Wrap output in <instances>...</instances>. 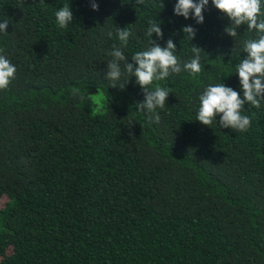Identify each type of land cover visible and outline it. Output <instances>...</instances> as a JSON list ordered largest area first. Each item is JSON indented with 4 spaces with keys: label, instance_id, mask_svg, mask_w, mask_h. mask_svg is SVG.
<instances>
[{
    "label": "trees",
    "instance_id": "16d2710c",
    "mask_svg": "<svg viewBox=\"0 0 264 264\" xmlns=\"http://www.w3.org/2000/svg\"><path fill=\"white\" fill-rule=\"evenodd\" d=\"M92 2L0 0V55L16 67L0 90V264H264V101L244 106L246 132L196 120L209 84L243 98L235 66L255 32L227 35L211 0L203 24L176 16L178 0ZM64 4L73 20L60 29ZM149 21L182 62L200 48L202 66L154 82L172 93L150 125L135 77H105L118 28L132 63Z\"/></svg>",
    "mask_w": 264,
    "mask_h": 264
},
{
    "label": "clouds",
    "instance_id": "9594fccd",
    "mask_svg": "<svg viewBox=\"0 0 264 264\" xmlns=\"http://www.w3.org/2000/svg\"><path fill=\"white\" fill-rule=\"evenodd\" d=\"M211 2L215 9L231 21V26L225 29L227 35L237 37V29L246 25L247 31L255 32L256 38L242 41V51L247 53V56L235 66V74H238L243 98L239 92L221 82L209 84L198 98L196 120L202 125L211 127L219 116L221 128L246 132L251 120L248 115L243 114L244 106L247 104L259 109L261 101H264V10H262L264 0H211ZM144 3L145 0H136L137 5ZM208 4L209 0H178L174 6V14L185 19L192 14L197 24H203V12ZM91 7L94 11L99 8L94 0ZM55 20L60 29L69 26L73 20L69 4H64L55 12ZM8 24L7 20L0 22V32H6ZM149 25L145 35L149 38L151 46L147 50L135 52L131 57L132 63L127 62V56L122 50L127 47L132 33L128 28H118L116 35L120 45L114 44L113 50L109 53L112 59L107 62L105 77L113 82L119 81L122 75H127L129 78L135 77V82L141 88L144 97L143 101L138 102L135 107L138 112L149 114L147 121L150 125L160 122L157 109L165 107L167 98L172 93L170 88L159 84L153 87L154 82L163 81L181 72H188L195 76L202 71V66L200 48L192 46L194 58L182 62L176 55V45L172 39L166 41V47H162L152 39L154 34L157 39L163 38L160 24L157 21H149ZM182 32L188 41L196 37V30L192 26L183 27ZM107 35L111 38L113 33L108 32ZM0 52H3V49H0ZM15 73L16 67L4 55H0V90L8 88L15 78ZM73 93L80 98L81 102L86 99L79 89H74Z\"/></svg>",
    "mask_w": 264,
    "mask_h": 264
},
{
    "label": "rangeland",
    "instance_id": "374dc122",
    "mask_svg": "<svg viewBox=\"0 0 264 264\" xmlns=\"http://www.w3.org/2000/svg\"><path fill=\"white\" fill-rule=\"evenodd\" d=\"M98 93L99 92H96L95 94H92L91 97L94 99V97L97 96ZM103 101H104V99H103V96H102V98H101V104H102Z\"/></svg>",
    "mask_w": 264,
    "mask_h": 264
}]
</instances>
